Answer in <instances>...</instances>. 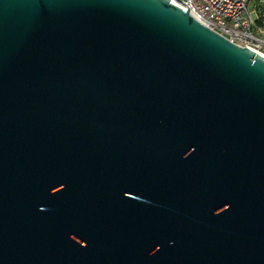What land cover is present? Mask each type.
<instances>
[{
	"label": "water",
	"instance_id": "95a60500",
	"mask_svg": "<svg viewBox=\"0 0 264 264\" xmlns=\"http://www.w3.org/2000/svg\"><path fill=\"white\" fill-rule=\"evenodd\" d=\"M0 264H264V57L172 0H0Z\"/></svg>",
	"mask_w": 264,
	"mask_h": 264
},
{
	"label": "built area",
	"instance_id": "2783aa9c",
	"mask_svg": "<svg viewBox=\"0 0 264 264\" xmlns=\"http://www.w3.org/2000/svg\"><path fill=\"white\" fill-rule=\"evenodd\" d=\"M172 0L230 43L264 57V0ZM254 2L257 18L249 6Z\"/></svg>",
	"mask_w": 264,
	"mask_h": 264
},
{
	"label": "rangeland",
	"instance_id": "374dc122",
	"mask_svg": "<svg viewBox=\"0 0 264 264\" xmlns=\"http://www.w3.org/2000/svg\"><path fill=\"white\" fill-rule=\"evenodd\" d=\"M253 4H254V2L249 6V10L253 11L252 15H253L254 19H256L257 18V14H256V10H255Z\"/></svg>",
	"mask_w": 264,
	"mask_h": 264
}]
</instances>
